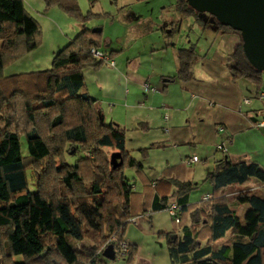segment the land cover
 <instances>
[{
  "label": "trees",
  "instance_id": "1",
  "mask_svg": "<svg viewBox=\"0 0 264 264\" xmlns=\"http://www.w3.org/2000/svg\"><path fill=\"white\" fill-rule=\"evenodd\" d=\"M41 1L45 10L57 8L82 24L93 16L82 15L76 0ZM178 1L183 17L200 14ZM207 15L239 37L226 63L231 79L259 90L264 73L248 63L240 33ZM98 35L83 28L53 54L49 69L5 77L6 64L41 45L42 31L23 0H0V264H96L107 246L115 247L112 237L125 241L132 218L149 217L171 204L179 207L171 216L174 223L188 224L181 236L178 231L166 234L173 263L264 264V199L251 188L252 180L264 185V171L226 156L205 176L211 197L193 204L181 202L196 189L191 181L151 178L126 150V130L105 124L95 100L82 92L83 70L105 64L91 54ZM195 52L178 50V71L171 80L192 78ZM139 151L145 159L148 149ZM114 153H120L122 164L112 169ZM68 156L74 161L68 162ZM127 170L139 174L140 191ZM232 205L246 209L240 215ZM226 237L228 243L214 249ZM82 241L90 247L73 246ZM129 249L131 262L137 250L134 245Z\"/></svg>",
  "mask_w": 264,
  "mask_h": 264
},
{
  "label": "crops",
  "instance_id": "2",
  "mask_svg": "<svg viewBox=\"0 0 264 264\" xmlns=\"http://www.w3.org/2000/svg\"><path fill=\"white\" fill-rule=\"evenodd\" d=\"M23 1L40 27H49L51 35L47 53L51 58L83 28L92 31L95 26L91 22L106 14L89 7L96 2L76 0L82 15L93 14L89 21L82 24L57 8L45 10L41 0ZM99 27L101 29L95 32L99 34L96 38L97 50L109 54L114 66L109 67L105 63L99 68L84 69L82 92L95 100V107L105 124H114L125 129L126 133L138 134L141 139L144 137L145 144L139 149H148V152L142 165L144 167L143 162L148 163L154 170L156 177L153 179L164 176L179 182L189 180L197 189L199 183H206L205 176L212 171L215 162L226 156L233 162L245 160L255 163L264 171V127H255V124L264 121V98H259V94L264 95V89L257 90L247 82L231 79L227 61L215 59L219 57L221 45H218L216 55L202 63L198 76L192 72L188 81L171 80L178 71V51L175 47L170 48L166 41L155 40L152 41L155 45L151 46V53L145 52L144 48L134 54L125 53L121 39L105 36L102 27ZM217 32L225 33L222 35V40L226 42L223 50L229 46L233 49L239 40L235 34ZM102 44L109 49L101 50ZM194 49L198 52V45ZM229 54L226 53L227 56ZM50 61L44 57V64H28L31 68L27 70L30 71L15 74L43 71L50 67ZM263 81L264 78L262 86ZM144 83L155 88L156 92H145L142 88ZM244 98L249 99L248 104L242 103ZM220 144L226 146V153L216 150ZM194 156L198 157V162L188 166L184 161ZM134 187L140 191L142 186L140 183ZM251 188L256 196L264 199V185L252 180ZM192 193L181 202L197 203L203 196L211 194V189L209 186L196 200L191 199ZM157 201L155 198L153 206L157 205ZM229 239L220 240L219 247L227 244ZM126 240L129 245L136 246L138 254L136 241ZM134 260L130 264H134Z\"/></svg>",
  "mask_w": 264,
  "mask_h": 264
},
{
  "label": "rangeland",
  "instance_id": "3",
  "mask_svg": "<svg viewBox=\"0 0 264 264\" xmlns=\"http://www.w3.org/2000/svg\"><path fill=\"white\" fill-rule=\"evenodd\" d=\"M115 3L116 5L113 4L112 0H97L94 5L91 4L89 6L88 4L89 7L92 6L93 10L106 13L104 16L93 20L91 24L95 26L92 29L96 31H99V29H101L99 26H101L105 36L109 35L113 37L114 40L116 37H119L121 39V47L124 49L125 53L134 54V52L141 51L143 48L145 52L147 51L148 53H151V46L155 45L152 41L155 40L166 41L170 48L175 47L177 51L180 49L194 48V46L198 45V52H195L196 60L192 65V72L198 76L200 74L202 63L208 62L212 56L216 55L215 51L218 48V45H221V48L218 53L219 57L215 59L221 61L225 60L226 62L227 58H229V53L233 50L232 46H229L227 50H223V48L226 47V42L222 40V35L225 33L217 32V30L223 32L226 31L218 27L212 18L207 14L183 17L178 0H118ZM40 28L42 31L41 45L32 52L6 64L3 69V75L5 77L35 73L34 70L32 72L15 74L19 71H26L28 68H31L28 64L32 66L40 63L44 64V57L49 60L52 59L47 53L51 32L47 25L45 29L44 26H41ZM170 30L173 31L171 34ZM229 33L235 34L233 32ZM100 49L104 51L109 48H104L102 44ZM202 49H204V51H202ZM207 52H209L208 56ZM226 53L229 55L227 56ZM222 56L224 57L223 59H221ZM36 60L37 62H35ZM49 64H51V61ZM47 69H43V71ZM262 88L264 89V81ZM137 136L138 134L135 135L128 132L126 134L125 146L131 156L142 163V161H145L146 159L144 160L142 158L138 149L145 144V139L144 137L141 139L140 136L137 138ZM20 143L21 154L22 156H26L27 145L25 138H21ZM67 160L68 162H72L74 161V158L68 156ZM143 164L145 170L150 176L152 178L156 177V173H154V170L150 169L149 164L144 162ZM27 174L30 190L32 191L34 190V179L30 172ZM125 175L131 179L133 185L140 184V176L133 170H127ZM208 187L209 185L207 183H199L198 188L192 193L191 199L196 200L200 198V194ZM232 207L240 215H242L246 209V206H244L245 209L237 206L235 207V205H232ZM185 225L188 224L183 222L181 226H177L167 210L152 213L149 217H140L135 224H128L124 236L125 241L128 242L126 239H132V241H136L138 247V254H136L134 258V264H150L151 261V263L154 264H175L169 257L166 234L178 231V234L181 236L183 226ZM73 246L75 248H89L90 244L87 241H82L74 242ZM219 246L220 241H217L213 245L214 249ZM14 259L19 261L21 257L17 256ZM130 263L131 262L127 259L109 261L102 257L101 254L96 262V264Z\"/></svg>",
  "mask_w": 264,
  "mask_h": 264
},
{
  "label": "water",
  "instance_id": "4",
  "mask_svg": "<svg viewBox=\"0 0 264 264\" xmlns=\"http://www.w3.org/2000/svg\"><path fill=\"white\" fill-rule=\"evenodd\" d=\"M185 1L194 11L209 14L221 25L239 32L243 54L248 63L254 69L264 73V0ZM97 31L92 30L93 33ZM110 164L112 169L122 164L120 153L111 155ZM102 256L109 261H114L113 246H107Z\"/></svg>",
  "mask_w": 264,
  "mask_h": 264
},
{
  "label": "built area",
  "instance_id": "5",
  "mask_svg": "<svg viewBox=\"0 0 264 264\" xmlns=\"http://www.w3.org/2000/svg\"><path fill=\"white\" fill-rule=\"evenodd\" d=\"M91 54L99 59V60H103L105 61L106 65L109 66V67H113L114 66V62L112 60H110L107 55H104L102 54L101 52L95 50V49H92L91 50ZM142 88L145 92H150V93H155L156 90L152 87L149 86V84H146L144 83L142 85ZM259 98L262 99L264 98V95L263 94H259ZM249 102V99L247 98H244L242 100V103L244 104H248ZM255 127L256 128H262L264 127V121L262 122H258L257 124H255ZM216 150L217 151H220L221 153H226L227 152V148L224 144H220L218 146H216ZM188 166L189 165H192L196 162H198V157H191V158H188L184 161ZM211 196L210 195H205L202 197L203 200H206V199H209ZM179 209V207L176 205V204H171L168 208V212L170 214V216L174 217L175 214H176V211ZM140 218V217H139ZM138 217L137 218H132L130 220V223L132 224H135L136 221H137ZM110 242L114 243L115 244V247L114 248V253H115V258L116 259H127L129 254H130V249H129V244L126 242V241H120V242H117V239L112 237L110 239Z\"/></svg>",
  "mask_w": 264,
  "mask_h": 264
}]
</instances>
